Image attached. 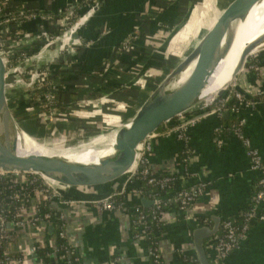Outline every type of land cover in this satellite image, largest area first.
I'll return each instance as SVG.
<instances>
[{"label": "crops", "instance_id": "obj_1", "mask_svg": "<svg viewBox=\"0 0 264 264\" xmlns=\"http://www.w3.org/2000/svg\"><path fill=\"white\" fill-rule=\"evenodd\" d=\"M25 1L38 11L36 12L38 15L52 16L63 13L68 6L78 0ZM152 1L99 0L75 25V28H80L83 24L79 30V36L85 44L77 48L73 58L81 60L88 73L96 71L97 68L94 69V67L100 65L102 59L109 56L113 49L133 33L131 30L139 29V33L135 34L137 38L134 50L125 53L128 66L122 67L114 58L104 60L102 64L101 73L107 77L106 84L116 86L111 91L113 98L118 100L119 104L112 116L104 117L105 126L99 128L103 131L111 127L118 128L128 120L137 101L145 94L152 81L165 69L159 67L161 63L168 61L174 51L176 58L180 57L198 39L202 31L210 26L220 9L228 2V0H176L174 2L158 0L155 4L160 5L162 10L145 26L140 21V13L143 8L152 7ZM186 3V11L190 5L193 6L189 19L171 38L166 49L161 51L168 33L186 14L180 6ZM35 25L36 21L28 22L24 28L30 30ZM162 35L163 40L160 38ZM187 36H191L192 39H187ZM151 40H155L156 46L150 48L148 43ZM187 42V46L183 48L184 51L176 50L180 43ZM170 44L177 47L169 50ZM139 57L142 59L138 60ZM253 60L258 64V72L255 74L254 71L245 68L237 75L234 83L244 87L264 103V98L259 97L260 95L264 97V47L259 48ZM156 65L159 70L155 77L151 82L143 85V74ZM130 66L139 68L138 72L130 71ZM100 88H102L101 85L95 86L94 90ZM10 94L11 97L14 96V93L10 92ZM84 98H86L85 102L89 99L87 96ZM99 106L104 107V104L99 103ZM89 109L92 107L84 112L86 115L89 112L93 116L97 114L95 109ZM237 113L241 114L243 119L242 134L249 139L250 146L264 161V115L251 103L245 101L238 105ZM180 120V123L188 121L186 118H180ZM223 126L224 124L214 113H207L194 121L185 122L183 134L185 143L190 147V154L184 162L178 154L184 143L177 130L158 133L151 140L150 150L145 153L151 170L157 174L175 175L179 187L192 186L196 183L204 184L202 192L185 211V215L172 207L161 211L163 231L157 242V248L165 264H187V257L195 256L192 241V231L195 227L200 224L213 226L212 217H214L219 220L220 228L222 220L237 219L240 213L251 205V197L256 188L259 172L250 167L249 156L239 138L233 135L225 138L221 134H213L215 129ZM68 127H62V129L65 132L70 130L76 132L69 137H64L63 141L69 140V145H74L79 137L92 138L96 134L87 128L70 125ZM96 127L99 125L96 124ZM80 129L82 133L78 135ZM219 137L222 140L221 143L217 142ZM62 185L60 189L73 187ZM106 190L107 185L68 190L67 196L77 198V202L70 205H62L57 200H53L58 202L55 210L65 220V234L68 243L74 248L78 263L149 264L147 240L141 234L142 228L132 224L130 214L121 209H102L94 201ZM140 198L138 193L128 192L125 194V205L132 209L140 202ZM261 207L260 205L257 213ZM133 229L139 234L134 235ZM52 232L53 227L50 233ZM39 233L43 235V243L49 246L54 264H67L53 253L56 247L55 239L48 232V227L45 225L44 230ZM213 238L212 236L205 241V250L209 261L216 262ZM38 241L30 227L25 225L17 228L16 243L12 249L17 251L20 248L25 251L26 257L21 264H43L36 253L35 244ZM223 264H264V217H258L250 223L245 237L238 241Z\"/></svg>", "mask_w": 264, "mask_h": 264}, {"label": "built area", "instance_id": "obj_2", "mask_svg": "<svg viewBox=\"0 0 264 264\" xmlns=\"http://www.w3.org/2000/svg\"><path fill=\"white\" fill-rule=\"evenodd\" d=\"M97 1L99 0H91V2L86 5L85 10L77 14L72 12L73 8L71 7L63 11L61 16L53 17L49 15H38L36 12L27 14L23 9H16L10 0H0V17H4L3 20L0 21V57L5 64L6 74H8L9 72L13 73L18 71L20 75H18L19 78H17L18 80H16L15 83H21L25 86V89L31 88L34 84H42V81L49 75V66H44L45 63L52 61L53 58L57 59L60 52H62L63 55L65 53V55L67 56H69L68 52L74 54L79 46H83L85 44L81 40L80 36L75 34V31L77 30L75 28V25L78 24L82 16L88 11L90 7L94 6ZM20 6L26 7V4L22 2L20 3ZM71 18H73L72 23L70 22ZM32 21H36L37 27L26 30L24 28V25ZM82 25L83 24H81V26ZM72 29L73 31H71ZM136 38L137 36L134 33L129 34V36H127L118 45V50L122 52L132 50L134 48ZM17 53L22 55V57L14 65L9 66V57ZM251 54L252 53H250L246 57L247 60L245 61V68H249L256 74V72H258L259 70V67L258 64L253 60L254 56ZM20 67L23 68L22 72H20ZM159 67L158 65H156L145 71L142 78L143 85L148 84L153 80L156 72L159 70ZM26 69L30 72V77L24 78ZM133 70H135L134 72L137 73L139 68L134 67ZM7 80L8 85L11 86L13 79L7 78ZM234 84L235 83L233 81L231 85L233 86ZM54 87H57V84H55L54 86L52 85V87H50L46 92L38 96L34 103L38 104V102L41 100L52 103V89ZM227 90L229 91V86L224 88V90L220 94L212 95V97L208 100H206V97L196 102L187 110L177 115L175 118L164 122L162 126H168L180 122V118L188 119V121L185 122L194 121L197 118L192 119V117H195L202 112H205L202 115H205L207 113L216 114L214 110L208 111V108L214 103L215 99H217L219 95H223ZM233 97L236 98L235 106L237 109L238 105L240 103H243V101L249 103L243 98L241 93L236 90L233 93ZM57 114H59V112L54 106H52L47 113H39L38 118L45 124L46 133H48L50 137L55 136L54 138L56 139H64V137H69L73 133L76 134V132H73L71 130L66 133L61 126L57 125L54 122L53 115ZM48 119L50 123L46 124V122H48ZM185 122L180 123L177 128L173 129L179 132L180 137L184 136L183 124ZM240 123L241 125H243V119L240 120ZM123 125L124 123L121 126ZM223 127L217 128V130H221L223 129ZM118 128L111 127L109 130V134L111 135L112 133L116 132ZM81 133L82 131L80 129L78 135H80ZM157 134L158 132L155 130L146 135L145 138L137 144L133 165L126 172V184L129 178L134 177V175H136L138 171L142 175L148 172L152 174L151 168L149 167L146 160L145 153L150 150L151 140ZM97 135L105 134L99 131L93 137ZM236 137L239 138L247 151L250 159V167L254 170H257L259 172V176L256 182L255 191L251 197L250 207L240 213V215H243L244 218V224L242 225V227L240 229L236 227L235 218L224 219L221 221L219 232L213 235L216 252V263L221 264H223V261L226 259L228 254L235 248L238 241L241 238L245 237L250 223L258 217H264V213H261V215H258L257 213L259 206L264 205V161L259 158L257 151L250 146V141L242 134L241 128L237 129ZM217 142H222L220 137L217 138ZM143 162H146V167L138 170L139 164ZM154 176L155 175H152L148 181H155ZM45 178L47 177L31 171L19 172L15 170L5 171L0 169V195L2 196L0 197V264H21L25 259L26 253L23 249L19 248L17 251H13L12 249L15 246L14 244L16 243L17 228H20L21 226L26 225L30 227L33 235L38 238L39 241L35 244L36 248L43 246L49 248V246L45 242L43 243V235L39 232L41 230H44L45 225L47 227L48 225H52V219L54 218L53 213L46 212L42 216H40L37 208V203L42 200H50L51 202L53 200H57L59 204L62 205H70L74 202H77V200H73L72 198L67 197L66 192L72 189L80 190L81 187L73 186L71 189L59 188L61 190L60 192L58 187L53 184H49ZM167 181L168 178L163 177L156 182H159L160 186H163ZM28 186H30L31 189L27 190ZM203 188V183H196L178 193L177 198L180 199V202L182 204L193 203L197 196L202 192ZM124 189L125 188H123L120 192H123ZM113 194H111L107 198L94 201L97 205L105 210L120 209L121 204L117 203L115 199L111 198ZM167 197H169V194H162L157 198L151 199L153 203L151 204L150 208L148 209L149 211L147 212H144L137 206L132 208L133 210L137 211L134 214L135 221H133V224L142 228V235H144L143 229L146 217L150 216L152 219H158L162 221V207L159 204V200ZM3 198H7L8 202ZM10 207L12 208L10 209ZM60 216L62 217L61 214ZM61 236L65 237L66 239V243L64 245H61L64 253L57 254L55 252L58 250L57 247H55V251L52 252L55 253L57 257H60L62 260L66 261V263L68 264L67 259L71 254L75 255V251L74 248L68 243L65 234V227L63 232L61 233ZM155 250L158 251V248H156ZM155 250L152 251L148 247V255H153L155 261L158 262V257L161 254L159 251L158 253H155ZM187 258L193 261L197 260L196 255H189ZM75 260L77 261L76 255ZM197 264H199L198 260Z\"/></svg>", "mask_w": 264, "mask_h": 264}, {"label": "water", "instance_id": "obj_3", "mask_svg": "<svg viewBox=\"0 0 264 264\" xmlns=\"http://www.w3.org/2000/svg\"><path fill=\"white\" fill-rule=\"evenodd\" d=\"M81 1L75 2L72 8L79 5ZM259 2L260 0H228L198 39L152 81L132 109L128 120L118 128L112 142L111 156L103 157L96 163L70 161L54 155L24 153L19 150L20 146L27 145L30 140L36 143H41V140L27 129L17 113L8 89L6 67L0 57V169L31 171L58 183L76 187L107 185V190L99 195L97 200L122 191L127 180L126 172L135 159L137 144L164 122L175 118L196 102L208 96L220 94L224 88L233 83L246 57L264 47V33H262L241 53L232 72V78L215 91L213 90V93L206 92L211 79L231 50L241 23ZM192 9L193 6L190 5L181 21L168 33L161 51L166 49L171 38L187 22ZM3 18L0 17V21ZM140 74L141 72L138 73L139 77ZM233 88L264 115V103L238 84H234ZM204 113H199L192 119ZM223 116L225 118L227 112ZM59 191L61 192L60 189ZM72 198L77 200L75 196ZM140 203L147 207L153 201L140 198ZM212 219L213 226L200 224L192 231L194 251L199 264H221L209 261L206 255L205 241L215 235L219 228V220L214 217ZM51 230V225H48V232L50 233Z\"/></svg>", "mask_w": 264, "mask_h": 264}, {"label": "trees", "instance_id": "obj_4", "mask_svg": "<svg viewBox=\"0 0 264 264\" xmlns=\"http://www.w3.org/2000/svg\"><path fill=\"white\" fill-rule=\"evenodd\" d=\"M13 4V6L17 9H23L25 13L29 14L32 12H38L35 8L32 6H29L28 2L25 0H10ZM158 0H153L152 7L148 6L143 8L142 12L140 13V21L143 25H147L150 23L152 18L160 11L162 10V7H159L160 5H156L155 2ZM176 1V0H171ZM25 3L26 7H21L20 3ZM91 2V0H82L79 5L75 6L72 9V12L79 13L81 11L85 10L86 5ZM181 9L183 11H186L187 3L180 5ZM72 5L68 6L67 9L71 8ZM164 8V7H163ZM65 11V10H64ZM62 13L54 14L53 17H59ZM74 18V17H73ZM73 18H71L70 22L72 23ZM34 27H37V23ZM33 27V28H34ZM169 28V27H168ZM52 31V30H51ZM134 34L139 33V29L137 28L134 30H131ZM162 40L164 39V36L160 37ZM151 47L156 46L155 40H151V42L148 43ZM118 47V46H117ZM113 49L109 56H107L105 59H102V62L100 65H98L96 71L88 73L86 71L83 62L79 59H75L73 57H66V60H59L55 63H53L51 66H49V75L42 81V84H34L31 88L21 90L19 92L14 93L11 97L12 102L17 110V113L21 117L22 121L26 125L27 129L32 132L36 137H39L40 135L44 134L46 132V126L45 124L40 121L38 118L39 113H47L52 106L56 107L59 114L54 117V121L57 124L58 120L60 121V124H57L63 128H69L68 126H76L79 128H87L89 131L98 133L101 131L99 128H104V117H110L114 114L115 108L119 107L118 100L116 101L113 98V93L111 90L115 89L116 86H110L109 84H106L107 77L102 75V64L104 63V60L107 59H116V61L120 62V65L128 66L129 63L126 61V54L129 52H122L119 51L118 48ZM149 48V49H150ZM169 50H172V45L169 46ZM180 48H177L176 50H179ZM134 50V48L132 49ZM174 50V49H173ZM184 51V49H183ZM173 54L170 55V59L163 64L161 63L160 67L166 68L169 64H171L176 56ZM181 54V52H180ZM179 55V53H178ZM22 55L15 54L11 55L9 57L8 64L9 66L14 65ZM142 57H139L138 60H141ZM137 62V61H136ZM134 62V64L136 63ZM100 63V62H99ZM7 64V65H8ZM133 64V65H134ZM131 65V66H133ZM129 67L130 71L133 70V67ZM57 84V87H54L53 90V102L50 103L48 101L41 100L38 102V104H35V100L38 96L42 95L44 92H46L52 85L54 86ZM102 86L99 90H94L95 86ZM234 88L232 85L229 86V91H225L223 95H219L217 99H215L214 103L209 106L208 111L214 110L216 112L217 117L220 119V121L224 124L223 129L217 130L215 129L213 131L214 135L221 134L223 137L227 136H236V131L238 128L243 127L241 125L240 120H242V115L237 113V108L235 106L236 104V98L233 97ZM84 96H87L89 99L85 102ZM226 96V97H225ZM260 98L262 95L259 96ZM91 100V101H90ZM100 100L102 102H100ZM121 101V100H120ZM99 103L104 104V107L99 106ZM97 111L94 116L92 113H88L86 115L84 112L88 109ZM98 109H97V108ZM87 112V111H86ZM227 112V118L223 117V114ZM57 117L58 120H55ZM93 123V124H92ZM96 124L99 125V127H96ZM180 125V122H177L172 125L168 126H159L157 128V132L159 134L167 133L175 128H177ZM68 132V131H66ZM182 132V131H181ZM183 140V147L179 151V158L181 161H185L187 156L190 154V147L185 143V137H181ZM146 167V162L140 163L138 166V170ZM152 171V170H151ZM154 176L155 181L149 182V178ZM166 177L168 178V181L165 183V185L160 186L159 182H156L157 180H160L161 178ZM190 186L187 187H179L177 185L176 176L170 173H154L152 171V174L150 172L146 174L138 173L134 175V177L129 178L127 181V184L125 185V189L123 192H115L111 198L115 199V201L120 205L121 210H125L127 213L131 216V221L133 224L134 220V214L137 212L133 209L128 208L125 205V194L128 192H136L141 196V198H145L148 200L157 198L160 195L169 194V197L162 198L159 200V204L163 209L168 208H174L176 210H180L182 212V215H185V211L191 207L192 203H186L182 204L180 202V199L177 198L178 193L182 192L183 190L187 189ZM31 189L30 186L27 187V190ZM64 196V195H63ZM62 196V197H63ZM0 197H2L0 195ZM69 197V196H67ZM70 198V197H69ZM4 199V198H3ZM8 202V199H4ZM152 201V200H151ZM58 202H51L49 201H40L37 203V208L39 215L42 216L46 212L53 213V219H52V227L53 232L50 233L51 236H54L55 239V245L57 247V251H55L57 254H63L64 250L61 248V245H64L66 243L65 237L61 236V233L64 230L65 227V220L60 216L59 212L56 211V205ZM137 206L139 209L143 210L144 212L149 211L148 209L150 206L144 207L141 205V203H137ZM12 207H10L11 209ZM261 213H264V205L259 210L258 215H261ZM203 219V218H202ZM244 224V218L243 215H240L237 219H235V225L238 229L242 227ZM133 234L138 235L139 233L133 229ZM163 227H162V221L158 219H152L150 216L146 217L143 234L147 240L148 247L154 251L157 248V242L160 239V236L162 234ZM158 253L157 250H155V253ZM36 253L41 259L43 264H54L53 256L51 255L49 248L46 246L38 247L36 248ZM68 264H80L75 260V255L71 254L70 257L67 259ZM188 262L187 264H197V260L193 261L189 258L186 259ZM149 264H165L162 260L161 255L158 257V262L155 261V258L153 255H149Z\"/></svg>", "mask_w": 264, "mask_h": 264}, {"label": "bare ground", "instance_id": "obj_5", "mask_svg": "<svg viewBox=\"0 0 264 264\" xmlns=\"http://www.w3.org/2000/svg\"><path fill=\"white\" fill-rule=\"evenodd\" d=\"M252 19L254 20L253 23H251ZM262 33H264V0H260V2L252 8L246 20L241 23L237 38L223 63L211 79L208 90L206 91L207 93H213L217 88L221 87L232 78V72L235 69L241 53L252 40L256 39ZM211 97L212 95L208 96L206 100ZM116 132L108 137L106 135H97L88 142L71 146L63 144L62 142L47 145L43 142L36 143L30 140L27 145L20 146L19 150L24 153L32 152L35 154L54 155L58 158H64L70 161L96 163L105 157V152L110 153L113 151L112 142L114 141ZM106 139H108V142ZM45 179L49 184H53L58 188L63 186L62 183H58L49 178Z\"/></svg>", "mask_w": 264, "mask_h": 264}, {"label": "rangeland", "instance_id": "obj_6", "mask_svg": "<svg viewBox=\"0 0 264 264\" xmlns=\"http://www.w3.org/2000/svg\"><path fill=\"white\" fill-rule=\"evenodd\" d=\"M254 14H255V12H254ZM255 16H256V14H255ZM254 22V20L252 19V21H251V23H253ZM80 28H81V26H80ZM80 28L79 27H76V31H75V34L76 35H78L79 36V30H80ZM205 31V30H204ZM202 33H203V31H202ZM201 33V34H202ZM200 36V35H199ZM189 38V40H191L192 38H191V36H187V39ZM187 44H188V42L187 43H184V44H182V43H180L179 45H178V48H180V49H183V48H185L186 46H187ZM169 46H171V44L169 45ZM172 47H174V49H175V47H177V46H174V44H172ZM259 50V49H258ZM258 50H255V51H253L252 52V54L251 55H253V56H255V54L258 52ZM69 53V57L71 56V57H73V55L74 54H72L71 52H68ZM71 54V55H70ZM66 57H68L67 55H65V53H64V55L62 54V52H60L59 53V56L57 57V59H55V58H53L52 59V61H49L48 63H45L44 64V66H51L53 63H55V62H57V61H59V60H63V61H65L66 60ZM247 60V58L245 59V61ZM245 61H244V63H243V65H242V67H241V70L236 74V77H237V75H239V73H242V71L245 69V66H246V64H245ZM35 63V62H34ZM20 69V72H22L23 71V68L22 67H20L19 68ZM18 75H20L19 73H18V71H16V72H13V73H11V72H9L8 74H6V77L8 78V79H13V82H12V84H11V86H8V89H9V91L10 92H12V93H16V92H19V91H21V90H24L25 89V86L24 85H22L21 83H15V81L16 80H18L17 78H19L18 77ZM10 76V77H9ZM25 77H30V72L26 69V72L24 73V78ZM236 77H235V79H233V81H235L236 80ZM21 78V77H20ZM22 79V78H21ZM26 82V81H25ZM54 117L55 116H57V115H53ZM55 120H58L57 119V117H56V119ZM60 121H62V120H58L57 121V124H60L61 122ZM55 122V121H54ZM50 123V121H49V119H48V122H46V124H49ZM110 128L109 129H106V130H101V132L103 133V134H105L107 137L110 135L109 133H110ZM94 136V135H93ZM55 136H52V137H50L49 136V134L48 133H44V134H42V135H40L38 138L41 140V142H43V143H45V144H47V145H51V144H57V143H63V144H66V145H68V146H71V144L69 145V140L68 141H66V142H64L63 141V139L62 138H54ZM91 138H85V137H79L78 139H77V141H76V143H74V145H77V144H80V143H85V142H88L89 140H90ZM60 140V141H59ZM106 141L108 142V139H106ZM105 155V157H109V156H111V153H107V152H105L104 153ZM83 188H85V187H81V189H83ZM88 188V187H87ZM90 188H93V187H90Z\"/></svg>", "mask_w": 264, "mask_h": 264}]
</instances>
